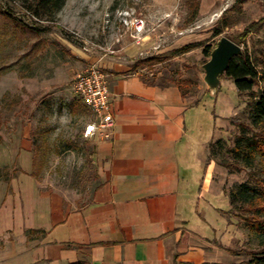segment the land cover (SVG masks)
<instances>
[{"label": "rangeland", "instance_id": "374dc122", "mask_svg": "<svg viewBox=\"0 0 264 264\" xmlns=\"http://www.w3.org/2000/svg\"><path fill=\"white\" fill-rule=\"evenodd\" d=\"M202 1L67 0L54 23L39 24L45 30L37 36L17 35L6 42L0 39L1 154L10 145H26L39 168L36 178L41 184L53 188L69 202H85L95 184L91 159L94 145L80 133L93 116L81 102L78 113L70 112L75 101L70 85L83 69L81 39L102 48V52L114 54L124 20L141 18L146 21L149 36L153 35L149 49L160 47L157 51L148 49L144 57H139L155 59L139 69L157 83L175 82L188 102L198 100L191 109L195 117L186 126L189 134L194 133L200 145L198 153L205 156V161L209 142L220 138L230 141L238 133V127L231 123L233 118L245 125L249 123L245 111L248 97L238 95L233 80L224 75L219 79L217 92L211 94L206 90L200 69L207 60L202 47L182 55L173 51L192 43L214 46L220 36L241 38L242 52L260 68L264 62V0H218L214 7L205 6L200 13ZM17 4L16 0H0L2 8L9 9L23 23L33 24L34 20L25 17ZM157 4L162 6L161 10L154 9ZM193 6L197 14L191 21ZM161 17L166 22L163 30L155 27ZM174 19L176 29L172 31ZM222 20L231 23L230 27L213 38L211 31ZM262 87L264 79L254 91ZM223 152L210 163L209 191L199 193L203 163L187 185L189 229L202 231L207 239L233 249L246 262L249 252L259 249V241L241 218L228 213L227 195L246 182L249 173L256 172L253 174L264 179V163L255 170L231 171L218 164L225 160ZM3 168L7 173L17 171L15 165L0 169Z\"/></svg>", "mask_w": 264, "mask_h": 264}, {"label": "crops", "instance_id": "0c3cea01", "mask_svg": "<svg viewBox=\"0 0 264 264\" xmlns=\"http://www.w3.org/2000/svg\"><path fill=\"white\" fill-rule=\"evenodd\" d=\"M216 2L203 0L199 12ZM121 28L114 54L90 48L80 57L82 71L94 66L105 74L114 118L110 140L90 139L97 179L87 200L69 202L41 184L26 145L0 152V168L17 166L0 181V264L243 263L233 249L189 229L187 185L206 161L186 126L195 105L175 82L157 83L136 66L153 35L147 30L137 44L133 30ZM204 168L199 193L209 191L210 164Z\"/></svg>", "mask_w": 264, "mask_h": 264}, {"label": "trees", "instance_id": "16d2710c", "mask_svg": "<svg viewBox=\"0 0 264 264\" xmlns=\"http://www.w3.org/2000/svg\"><path fill=\"white\" fill-rule=\"evenodd\" d=\"M16 2L23 15L32 18L34 21H32L33 24L23 23L9 9L0 6V39L5 40V42L9 41V38L17 37V35L18 37H25L28 34L37 36L45 30V28L41 29L39 24L43 22L54 23L57 13L64 8L67 0H16ZM191 12L192 18L190 20L193 21L197 14V8L193 6ZM230 24L226 20L219 22L211 31L212 37L216 38L222 34L224 29L230 27ZM228 40H232L237 45L242 44L244 41L241 38L239 40L232 38ZM214 46L192 43L174 50L173 53L182 55L192 49L202 47V54L208 59L209 53ZM153 61H155L154 58H146L139 61L136 66H143ZM260 65L261 69L244 52H242L241 56L233 58L229 63L224 76L233 80L238 95L248 97L245 111L247 112L249 123L245 125L233 118L231 123L238 127V133L233 135L230 141L220 138L218 141L208 143L205 149L207 156L205 168L222 151H224L225 160H220L218 164L231 171L239 172L242 170L241 168L255 170L257 167L260 168V164L264 163V87L257 92L254 91V88L259 86V81L264 79V62ZM178 87L181 96L186 98L179 85ZM78 101L75 98V101L70 106L71 113L79 112L80 101ZM197 103L198 100L194 102V105ZM80 136H83V132L80 133ZM224 148L225 150H223ZM32 161L33 175L36 177L39 168L36 161L33 159ZM253 173L256 172L249 173L248 180L238 185L235 190L229 191L227 195L230 203L228 213L241 218L244 226L250 233L255 234L259 241V249L249 252V260L242 264H264V179H259ZM10 177V173H7L5 168L0 169V181H9ZM94 179H97V174L94 175ZM230 253L233 256L238 255L234 251H230Z\"/></svg>", "mask_w": 264, "mask_h": 264}, {"label": "built area", "instance_id": "2783aa9c", "mask_svg": "<svg viewBox=\"0 0 264 264\" xmlns=\"http://www.w3.org/2000/svg\"><path fill=\"white\" fill-rule=\"evenodd\" d=\"M124 27H130L133 30L131 38L137 44L140 43L142 36L146 33V21L141 18H130L124 20ZM82 51L88 52L91 46L88 41L81 39ZM160 45L152 47L149 50L157 51ZM100 50H103L102 48ZM113 53V52H111ZM148 52L140 53L139 57H144ZM71 94L77 98L84 107L90 111L93 120L83 128V137L87 140L96 139L98 141L110 140L113 134L114 118L109 112V88L107 87L106 76L94 66L76 74L70 85Z\"/></svg>", "mask_w": 264, "mask_h": 264}, {"label": "water", "instance_id": "95a60500", "mask_svg": "<svg viewBox=\"0 0 264 264\" xmlns=\"http://www.w3.org/2000/svg\"><path fill=\"white\" fill-rule=\"evenodd\" d=\"M242 55V49L232 40L220 36L213 49L209 53V58L200 66L204 75L202 83L206 90L214 94L220 86L219 79L227 71L228 65L235 57Z\"/></svg>", "mask_w": 264, "mask_h": 264}]
</instances>
